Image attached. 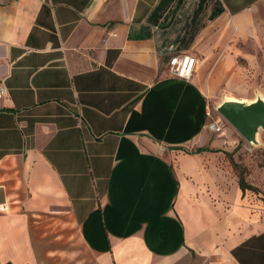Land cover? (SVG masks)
<instances>
[{
    "label": "crops",
    "instance_id": "crops-1",
    "mask_svg": "<svg viewBox=\"0 0 264 264\" xmlns=\"http://www.w3.org/2000/svg\"><path fill=\"white\" fill-rule=\"evenodd\" d=\"M254 10L0 0V264H264V205L206 128L196 70L207 21L241 29ZM178 51L188 79L167 70Z\"/></svg>",
    "mask_w": 264,
    "mask_h": 264
},
{
    "label": "rangeland",
    "instance_id": "rangeland-1",
    "mask_svg": "<svg viewBox=\"0 0 264 264\" xmlns=\"http://www.w3.org/2000/svg\"><path fill=\"white\" fill-rule=\"evenodd\" d=\"M205 22L203 20L201 23ZM207 23V30L216 33L209 38L213 50L207 52L206 59L198 63L196 70L202 68L204 77L213 87L207 96L209 106L213 107L223 95L245 99L260 95L264 98L263 13L257 10L251 12L241 29H237L229 18ZM218 56L223 61L215 66ZM216 112L213 108V113ZM221 121L223 132L212 133L233 143L232 157L245 167L244 177L259 189L252 191L264 205V129L258 130L257 143H249L222 116Z\"/></svg>",
    "mask_w": 264,
    "mask_h": 264
},
{
    "label": "water",
    "instance_id": "water-1",
    "mask_svg": "<svg viewBox=\"0 0 264 264\" xmlns=\"http://www.w3.org/2000/svg\"><path fill=\"white\" fill-rule=\"evenodd\" d=\"M213 108L249 143H257V132L264 129V98L252 99L223 95Z\"/></svg>",
    "mask_w": 264,
    "mask_h": 264
},
{
    "label": "built area",
    "instance_id": "built-area-1",
    "mask_svg": "<svg viewBox=\"0 0 264 264\" xmlns=\"http://www.w3.org/2000/svg\"><path fill=\"white\" fill-rule=\"evenodd\" d=\"M166 64L169 74L179 78L188 79L195 67L196 58L186 51H178L171 53L166 57ZM3 91V86L0 85V94ZM204 109L205 115L207 117V120L205 122L206 128L210 132H214L217 134L222 133L223 124L221 121V115L217 112L213 113V107H210L208 102L205 103Z\"/></svg>",
    "mask_w": 264,
    "mask_h": 264
},
{
    "label": "trees",
    "instance_id": "trees-1",
    "mask_svg": "<svg viewBox=\"0 0 264 264\" xmlns=\"http://www.w3.org/2000/svg\"><path fill=\"white\" fill-rule=\"evenodd\" d=\"M197 149H200L197 148ZM228 157L230 158V161L232 163V165L238 169V184L239 187L243 190L245 188L254 190V191H258L259 189L253 185L252 183L248 182L245 177H244V172H245V167L243 165H241L239 162L235 161L233 159V157L231 156V152L227 153ZM262 200L264 201V194L262 195Z\"/></svg>",
    "mask_w": 264,
    "mask_h": 264
}]
</instances>
